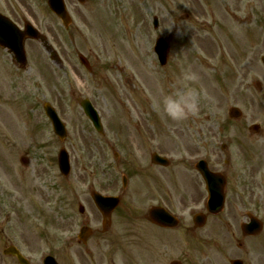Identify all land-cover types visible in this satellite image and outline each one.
Segmentation results:
<instances>
[{"label": "rangeland", "instance_id": "obj_1", "mask_svg": "<svg viewBox=\"0 0 264 264\" xmlns=\"http://www.w3.org/2000/svg\"><path fill=\"white\" fill-rule=\"evenodd\" d=\"M46 1L0 0V15L20 29L31 24L46 41H25L28 62L22 69L0 49V258L5 244L14 243L27 248L23 252L30 264H42L47 255L57 264L189 263L197 260V243L219 247V264L231 258L264 264V246L259 255L251 254V240L245 239L247 247L237 250L240 235L226 231L220 219H209L206 229L193 233L183 230L191 223L167 232L151 225L144 217L160 200L146 197L149 180L144 187L139 181L143 192L128 182L121 209L106 229L90 198L93 191L115 192L117 169L125 173L128 168L148 170L150 194L167 195L168 209L175 215L193 202L196 193L189 196L182 188L180 168L152 169L149 156L157 148L171 164H181L182 130L206 124L172 120L157 106L163 95L187 87L199 93L193 115L210 109L222 115L232 101L243 104L244 112H256V120L261 118L263 91L251 88L244 98L238 86L259 83L264 90V0H64L72 19L68 28ZM159 37L169 46L162 68L153 52ZM52 52L55 61L50 60ZM78 56L86 59L89 69ZM227 97L230 102L224 105ZM85 98L99 113L102 134L95 133L80 108ZM45 102L66 127L64 142L55 137L43 113ZM62 147L70 157L66 178L57 168ZM131 150L135 157L129 156ZM80 205L84 214L79 213ZM119 211L126 214L119 217ZM84 226L91 230L87 245L71 244L72 234ZM210 228L217 230L210 233ZM146 234L153 238L142 241ZM3 260L14 263L9 257Z\"/></svg>", "mask_w": 264, "mask_h": 264}, {"label": "flooded vegetation", "instance_id": "obj_2", "mask_svg": "<svg viewBox=\"0 0 264 264\" xmlns=\"http://www.w3.org/2000/svg\"><path fill=\"white\" fill-rule=\"evenodd\" d=\"M211 119L210 124H206V126L197 124L194 127L189 126L187 132H182L181 142L184 145H181V147L184 153L187 154L188 160L185 157L182 160L183 162L177 166L180 168L179 177L186 194L192 196L194 191L196 197L192 203L178 208L185 219H191L194 209H201L203 213H206V207H201V203L211 196V199L215 202L222 201L223 205L220 208L215 206L214 211L220 209L219 213L205 215V221L220 219L223 226L234 231V221L236 219H247L250 214H253L252 209L254 213H256V210H264V202H260V197L264 195V189H262L264 187V125L260 124V127L258 126L256 129L249 131V118L236 120L231 116L214 115ZM194 156H202L206 164L200 166L192 164L189 160ZM254 175L258 179H254ZM135 177L134 187L136 188L138 185L142 192L144 185L149 180L147 190L149 196H147V193L145 194L149 198V171L147 170ZM204 178L208 179V183L204 182ZM139 181L144 183L143 187L139 186ZM126 187H122L123 195L116 211L121 209L122 199L126 195ZM164 196L166 199L162 197V202H169V197ZM115 212L105 219L100 215L102 228L106 229L112 225ZM123 213L126 214L119 211L118 216H123ZM144 218L150 221L149 217L145 216ZM89 219L87 217V223H89ZM188 223L182 225L186 226ZM183 230L190 233L198 231L192 225L185 227ZM210 230L213 229L210 228ZM232 233L234 234V232ZM90 237L91 233H89L88 239ZM86 242L88 241H85L82 245H87ZM10 247H12L11 243H7L1 250L3 258L9 257L4 255V250ZM3 258H0V260L2 264H5ZM11 261L14 263L7 264H17L14 259Z\"/></svg>", "mask_w": 264, "mask_h": 264}, {"label": "water", "instance_id": "obj_3", "mask_svg": "<svg viewBox=\"0 0 264 264\" xmlns=\"http://www.w3.org/2000/svg\"><path fill=\"white\" fill-rule=\"evenodd\" d=\"M50 10L62 21L64 26H68L69 20L67 17V14L65 12V8L63 5L62 0H49L48 2ZM25 39H34L38 41H42L41 38L38 36L37 32L34 31L31 27L27 26L25 27L24 32H20L16 26L10 22L8 19L0 16V47L3 49H6L10 54H12L13 59L15 62L21 66H26V57L24 52V41ZM156 51L159 54V58L161 63L165 64L166 60V43L162 40H158ZM82 108L84 109V112L87 116L90 117V119L93 121V123L98 126V122L96 119H93L89 113V109L87 108L86 104L82 103ZM46 113L52 120V122L55 124L56 119L54 114L49 110L47 106H45ZM55 127L58 128V126L55 124ZM60 138H64V131H58L57 132ZM60 164L62 168L66 167V158L64 154H61L60 156ZM66 173V171H64ZM98 203L101 201L96 200ZM102 203V202H101ZM157 214V211L154 212ZM152 211V214H154Z\"/></svg>", "mask_w": 264, "mask_h": 264}, {"label": "clouds", "instance_id": "obj_4", "mask_svg": "<svg viewBox=\"0 0 264 264\" xmlns=\"http://www.w3.org/2000/svg\"><path fill=\"white\" fill-rule=\"evenodd\" d=\"M198 106L199 93L192 88L180 87L163 95L157 107L170 119L182 121L194 113Z\"/></svg>", "mask_w": 264, "mask_h": 264}]
</instances>
